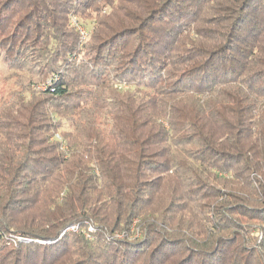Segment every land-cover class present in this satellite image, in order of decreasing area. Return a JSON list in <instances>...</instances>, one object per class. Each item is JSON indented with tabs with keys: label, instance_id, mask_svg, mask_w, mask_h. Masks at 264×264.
I'll return each mask as SVG.
<instances>
[{
	"label": "trees",
	"instance_id": "1",
	"mask_svg": "<svg viewBox=\"0 0 264 264\" xmlns=\"http://www.w3.org/2000/svg\"><path fill=\"white\" fill-rule=\"evenodd\" d=\"M0 59V264H264V0H0Z\"/></svg>",
	"mask_w": 264,
	"mask_h": 264
},
{
	"label": "rangeland",
	"instance_id": "2",
	"mask_svg": "<svg viewBox=\"0 0 264 264\" xmlns=\"http://www.w3.org/2000/svg\"><path fill=\"white\" fill-rule=\"evenodd\" d=\"M69 22H70V27H72L73 30L78 34L79 39L81 41V44L87 43L90 40V37L93 33V27L94 26H93L92 22L89 20L78 19L77 17H71ZM13 73H14V71L12 69H9L6 65H4L2 60L0 59V91H2L3 89L6 90L5 88H9V89L12 88V83H13L12 75H13ZM19 75H21V74H19ZM45 85H46V83L43 84L40 77L34 78V81L31 82L32 88L34 87V89L36 91H39V90L44 91L46 89ZM69 126H70L69 124L65 123L63 130H65V132H70ZM60 136L61 135L57 134L55 136V140H57V141L62 140ZM88 228H90V227L85 226L84 229H81V230L79 228V232L72 231V230L69 231L68 228H67V230L69 232H74L76 234H81L82 236H84V234H82L81 231L87 232ZM136 231H137V229H135V228L129 232L126 231L124 233L125 237L122 239H117V240L129 242V241H133L134 239H138V238H140V234L136 238L133 235V234H135ZM120 235H122V234L118 233L117 236H120ZM84 238H86V240H89L85 236H84ZM114 238H116V237L114 236ZM27 242H28V240H27ZM27 242L23 241L20 243H27Z\"/></svg>",
	"mask_w": 264,
	"mask_h": 264
},
{
	"label": "built area",
	"instance_id": "3",
	"mask_svg": "<svg viewBox=\"0 0 264 264\" xmlns=\"http://www.w3.org/2000/svg\"><path fill=\"white\" fill-rule=\"evenodd\" d=\"M57 138V137H56ZM58 139V138H57ZM90 228H88L87 229V232H84V231H81V233L82 234H84V236L85 237H87L88 238V236H89V234H91V233H93L94 232V228L92 227V226H89ZM68 230L69 231H76V232H79V228H78V226H75V225H72V226H70V227H68ZM118 234H115L114 236L116 237L115 239L117 240V239H122V238H124L125 237V235L124 234H122V235H120V236H117ZM134 235V237L136 238V237H138V230L135 232V234H133ZM8 237H10L11 238V240L13 241V242H15V239H14V236H11V235H9ZM17 240H18V242H27V240H23V239H21V238H17Z\"/></svg>",
	"mask_w": 264,
	"mask_h": 264
}]
</instances>
